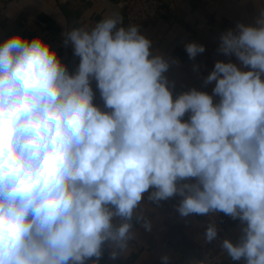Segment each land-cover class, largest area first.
<instances>
[{
    "label": "clouds",
    "instance_id": "9594fccd",
    "mask_svg": "<svg viewBox=\"0 0 264 264\" xmlns=\"http://www.w3.org/2000/svg\"><path fill=\"white\" fill-rule=\"evenodd\" d=\"M63 36L74 73L41 35L0 44V264H99L105 248L116 259L137 225L152 231L141 205L176 196L182 218L239 221L221 250L264 264V7L221 34L218 52L238 63H215L211 95L174 98L165 73L178 60L119 14ZM185 50L195 59L205 47ZM203 240H218L214 220Z\"/></svg>",
    "mask_w": 264,
    "mask_h": 264
},
{
    "label": "crops",
    "instance_id": "0c3cea01",
    "mask_svg": "<svg viewBox=\"0 0 264 264\" xmlns=\"http://www.w3.org/2000/svg\"><path fill=\"white\" fill-rule=\"evenodd\" d=\"M127 0H0V44L13 34L31 39L41 35L58 52L74 73L79 57L73 48L64 46L65 30L73 27L93 26L103 17L119 14L124 18ZM163 11L155 22L143 29V34L153 42V48L178 60V64L165 73L175 98L182 92L196 88L212 94L213 81L205 85L204 80L214 69L217 61L238 63L235 56L218 52L220 36L229 29H235L238 22L254 24L258 8L264 7V0H162ZM196 42L205 51L190 59L185 45ZM93 103L104 109L96 82L92 81ZM218 97H214V102ZM107 111V109H104ZM188 119V114L182 118ZM151 191V190H150ZM147 197V193L145 194ZM180 197L166 201L143 203L144 215L153 221L151 232L137 225V239L130 242L124 255L112 259L105 248L99 264H162L161 256L170 254V264H192L196 259L206 264H244L231 261L221 250L219 240L230 239L236 243L241 236V225L223 213L207 216L190 215L182 218L176 211ZM215 221L218 240L205 243L203 236L208 224ZM219 263L209 262L215 254H221ZM89 259L85 264H92Z\"/></svg>",
    "mask_w": 264,
    "mask_h": 264
},
{
    "label": "built area",
    "instance_id": "2783aa9c",
    "mask_svg": "<svg viewBox=\"0 0 264 264\" xmlns=\"http://www.w3.org/2000/svg\"><path fill=\"white\" fill-rule=\"evenodd\" d=\"M164 3L162 0H127L125 2L124 18L127 24H139L141 31L152 25L162 13ZM230 218V217H228ZM221 254H215L209 258L211 263H219Z\"/></svg>",
    "mask_w": 264,
    "mask_h": 264
}]
</instances>
